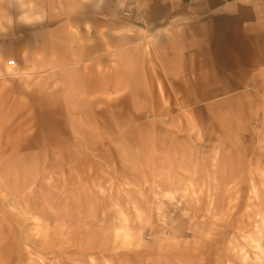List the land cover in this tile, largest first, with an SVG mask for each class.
I'll list each match as a JSON object with an SVG mask.
<instances>
[{
  "label": "crops",
  "instance_id": "1",
  "mask_svg": "<svg viewBox=\"0 0 264 264\" xmlns=\"http://www.w3.org/2000/svg\"><path fill=\"white\" fill-rule=\"evenodd\" d=\"M54 117L133 154L260 137L264 0H0V148Z\"/></svg>",
  "mask_w": 264,
  "mask_h": 264
},
{
  "label": "rangeland",
  "instance_id": "2",
  "mask_svg": "<svg viewBox=\"0 0 264 264\" xmlns=\"http://www.w3.org/2000/svg\"><path fill=\"white\" fill-rule=\"evenodd\" d=\"M54 118L0 148V264H264V133L175 157Z\"/></svg>",
  "mask_w": 264,
  "mask_h": 264
},
{
  "label": "built area",
  "instance_id": "3",
  "mask_svg": "<svg viewBox=\"0 0 264 264\" xmlns=\"http://www.w3.org/2000/svg\"><path fill=\"white\" fill-rule=\"evenodd\" d=\"M123 15H124L125 17H128V16H129V13H128V12H124ZM9 64L11 65L12 62H10Z\"/></svg>",
  "mask_w": 264,
  "mask_h": 264
}]
</instances>
